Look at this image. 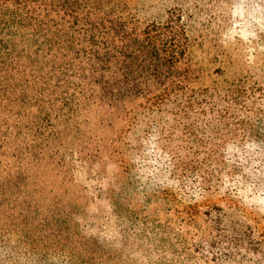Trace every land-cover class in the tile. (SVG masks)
<instances>
[{"label":"trees","instance_id":"obj_1","mask_svg":"<svg viewBox=\"0 0 264 264\" xmlns=\"http://www.w3.org/2000/svg\"><path fill=\"white\" fill-rule=\"evenodd\" d=\"M211 77L181 13L148 20L124 0H0V209L43 166L107 159L129 174L127 137L146 124L155 157L200 196L183 213L205 226L207 246L238 252L248 241L262 253L243 224L227 227L242 206L217 193L226 175L264 196V84ZM93 116L114 135L86 131Z\"/></svg>","mask_w":264,"mask_h":264},{"label":"rangeland","instance_id":"obj_2","mask_svg":"<svg viewBox=\"0 0 264 264\" xmlns=\"http://www.w3.org/2000/svg\"><path fill=\"white\" fill-rule=\"evenodd\" d=\"M124 1L143 19L181 13L193 56L212 76L209 83L264 84V0ZM97 121L93 116L86 131L114 135ZM145 127L127 137L129 174L107 159L90 165L69 161L64 169L43 166L33 173L21 196L9 197L12 205L0 209V264H264L263 194L226 175L217 193L242 206L229 212L227 227L243 224L253 249L262 253L249 251L248 241L238 252L222 241L208 247L205 226L183 213L200 196L171 176L165 157H155L156 131L152 126L144 137ZM139 139L142 153L136 151ZM215 202L226 206L222 199Z\"/></svg>","mask_w":264,"mask_h":264}]
</instances>
